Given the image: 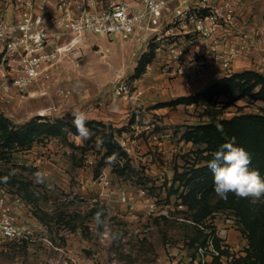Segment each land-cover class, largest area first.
<instances>
[{
    "label": "rangeland",
    "instance_id": "rangeland-1",
    "mask_svg": "<svg viewBox=\"0 0 264 264\" xmlns=\"http://www.w3.org/2000/svg\"><path fill=\"white\" fill-rule=\"evenodd\" d=\"M261 7L256 17L264 24ZM144 53V44L135 37H84L24 96L0 102V114L10 127L30 122L54 126L30 145L0 149V187L22 190L27 215L56 221L47 223V229L72 235L74 253L96 256L101 264H150L167 245L187 243L194 248L210 235L216 246L223 241L232 248V264H264V197L253 202L229 193L225 200L217 196L213 183L195 197L189 195L193 170L206 165L212 152L206 144L183 139L189 126L218 125L246 114L264 116V100L243 97L228 104L219 96L209 103H171L199 91L168 90L161 85L162 66L154 60L134 79ZM147 72L151 87L142 82ZM77 108L88 113L86 127L93 133L82 144L66 131L76 132L71 112ZM109 134L119 145L111 164L108 157L114 153L104 156ZM36 172L45 173L44 183L35 182ZM97 212L116 239H101L104 228L94 222ZM16 256L10 249L1 250L0 264Z\"/></svg>",
    "mask_w": 264,
    "mask_h": 264
},
{
    "label": "built area",
    "instance_id": "built-area-1",
    "mask_svg": "<svg viewBox=\"0 0 264 264\" xmlns=\"http://www.w3.org/2000/svg\"><path fill=\"white\" fill-rule=\"evenodd\" d=\"M237 1L0 0V102L24 96L32 83L49 76L63 54L89 36L135 37L144 52L153 50L154 57L178 65L185 57L181 72L190 80L204 74L207 62L228 70L232 60L254 51L264 36V24L253 34L240 29ZM149 206L155 210L153 203ZM28 207L22 196L0 188V251L17 254L9 264H32L24 255L38 249L46 255L38 264H101L96 256L69 250L63 234L40 230L35 221L23 218ZM224 243L216 246L210 235L194 248L170 244L150 264H232L233 250Z\"/></svg>",
    "mask_w": 264,
    "mask_h": 264
},
{
    "label": "trees",
    "instance_id": "trees-1",
    "mask_svg": "<svg viewBox=\"0 0 264 264\" xmlns=\"http://www.w3.org/2000/svg\"><path fill=\"white\" fill-rule=\"evenodd\" d=\"M153 58V50L142 54L132 77L134 79L139 78L145 72L147 65L153 61ZM219 96L227 98L228 104H232L243 97L264 100V75L254 70L233 73L209 85L204 92L189 97L176 98L171 103L185 102L189 104L197 99H200L202 103H209L213 97ZM218 125L223 126V132L218 131L217 124L213 122L189 126L183 134V139L194 144H206L207 149L213 153L223 143L230 142L231 138L235 137L236 146L243 147L251 156L250 168L259 170L261 178L264 179V116L246 114L230 120H223ZM97 126H101V124L97 123ZM53 127L51 123L30 122L23 127L13 128L10 127L8 120L0 114V149L11 150L18 146L30 145V142L37 135L46 129L52 132ZM105 145L107 150L105 157L112 155L116 149L119 150L118 142L112 134L105 136ZM212 153L208 156V161L213 158ZM193 174L194 177L189 181L192 189L188 194L195 197L198 192L202 191L203 187L213 183V173L206 164L195 168ZM22 192V190L17 189L11 193L18 194L25 200ZM92 214L95 213L92 212Z\"/></svg>",
    "mask_w": 264,
    "mask_h": 264
},
{
    "label": "clouds",
    "instance_id": "clouds-1",
    "mask_svg": "<svg viewBox=\"0 0 264 264\" xmlns=\"http://www.w3.org/2000/svg\"><path fill=\"white\" fill-rule=\"evenodd\" d=\"M72 124L76 129L72 133L66 129L71 140L77 144H82L92 136V131L86 127L89 119L88 113L80 109L71 112ZM217 130L223 132V126L217 125ZM212 159L208 161L207 167L213 173L214 191L222 199H227L229 193H233L238 198H252L253 202L264 197V179L261 178L259 170L251 169V156L243 148L236 146L235 137L230 142L223 143L218 150L212 153ZM116 154L108 157V163H114ZM36 183H44L45 173L36 172L34 174ZM102 213L97 212L94 222L97 226H103L104 230L99 233L102 240H112L117 237L107 227L106 221L102 218Z\"/></svg>",
    "mask_w": 264,
    "mask_h": 264
},
{
    "label": "crops",
    "instance_id": "crops-1",
    "mask_svg": "<svg viewBox=\"0 0 264 264\" xmlns=\"http://www.w3.org/2000/svg\"><path fill=\"white\" fill-rule=\"evenodd\" d=\"M237 2L239 11V25L241 26L240 29L248 34H253L257 28L261 29V25L263 24V22L256 16H258L261 10L259 12L257 11L262 8L261 6H264V0H238ZM262 40L263 41L256 42L254 51L232 60L230 63V68L228 70H224L219 65L214 66L213 63L207 62V68L204 74L193 81L187 80L185 78L186 76L181 72V67H183L187 62L185 57L181 60L180 65H178L174 62H168V60L165 59L164 61L163 58L156 56L154 62L162 66L160 68V72L158 71L162 77L161 79H163L161 85L168 86V90L170 91L175 90L181 91L182 94H189L198 91L202 92L204 88L217 82L220 78L233 73H239L245 70H254L260 71L264 75V62L262 63L260 61V58L263 54L262 50L264 49V36ZM148 73L149 72L144 74L142 82L146 83L148 87H151L153 84H151L150 80L146 78L151 77L150 73ZM26 216L27 214L24 213L23 218L30 221H35L37 223L38 229L45 230L49 233L53 232L47 229L48 227L46 224H52L56 221L42 220L32 215L27 216L28 218ZM60 234H63L64 239H66L69 250H71L73 253L76 252L72 235L63 232V230H60ZM52 256H55V253L52 254ZM28 258L32 264H38L39 258H46V255H44L43 250L38 249L34 254L28 256Z\"/></svg>",
    "mask_w": 264,
    "mask_h": 264
}]
</instances>
